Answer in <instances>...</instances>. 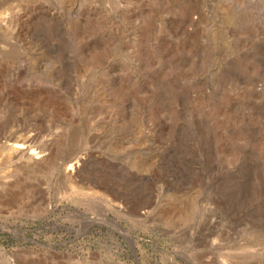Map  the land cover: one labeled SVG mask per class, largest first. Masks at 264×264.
<instances>
[{
    "label": "rangeland",
    "instance_id": "374dc122",
    "mask_svg": "<svg viewBox=\"0 0 264 264\" xmlns=\"http://www.w3.org/2000/svg\"><path fill=\"white\" fill-rule=\"evenodd\" d=\"M0 264H264V0H0Z\"/></svg>",
    "mask_w": 264,
    "mask_h": 264
},
{
    "label": "bare ground",
    "instance_id": "6f19581e",
    "mask_svg": "<svg viewBox=\"0 0 264 264\" xmlns=\"http://www.w3.org/2000/svg\"><path fill=\"white\" fill-rule=\"evenodd\" d=\"M3 150L7 153V155L13 154V156H20V155H22V157L27 156L29 160H33V159L37 160V158L40 159L43 157V155H42L43 151L42 150L37 151V150H34L33 148L29 149V146L24 141H20L18 139L8 140L4 144ZM27 151H29L30 153H27ZM32 163H34V162H32Z\"/></svg>",
    "mask_w": 264,
    "mask_h": 264
},
{
    "label": "water",
    "instance_id": "95a60500",
    "mask_svg": "<svg viewBox=\"0 0 264 264\" xmlns=\"http://www.w3.org/2000/svg\"><path fill=\"white\" fill-rule=\"evenodd\" d=\"M91 219L96 221V220H99L100 218L93 217Z\"/></svg>",
    "mask_w": 264,
    "mask_h": 264
}]
</instances>
